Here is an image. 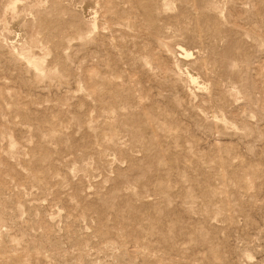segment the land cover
I'll use <instances>...</instances> for the list:
<instances>
[{"label":"rangeland","instance_id":"1","mask_svg":"<svg viewBox=\"0 0 264 264\" xmlns=\"http://www.w3.org/2000/svg\"><path fill=\"white\" fill-rule=\"evenodd\" d=\"M0 264H264V0H0Z\"/></svg>","mask_w":264,"mask_h":264},{"label":"bare ground","instance_id":"2","mask_svg":"<svg viewBox=\"0 0 264 264\" xmlns=\"http://www.w3.org/2000/svg\"><path fill=\"white\" fill-rule=\"evenodd\" d=\"M179 51H180V53H181L183 56H185V57L188 56V54L185 52L184 49L180 48ZM192 79H193V78H192Z\"/></svg>","mask_w":264,"mask_h":264}]
</instances>
